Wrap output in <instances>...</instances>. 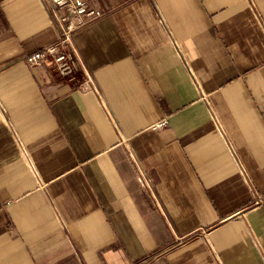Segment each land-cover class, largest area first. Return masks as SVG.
<instances>
[{
    "label": "crops",
    "instance_id": "1",
    "mask_svg": "<svg viewBox=\"0 0 264 264\" xmlns=\"http://www.w3.org/2000/svg\"><path fill=\"white\" fill-rule=\"evenodd\" d=\"M86 1L0 0V264H264V0Z\"/></svg>",
    "mask_w": 264,
    "mask_h": 264
},
{
    "label": "built area",
    "instance_id": "2",
    "mask_svg": "<svg viewBox=\"0 0 264 264\" xmlns=\"http://www.w3.org/2000/svg\"><path fill=\"white\" fill-rule=\"evenodd\" d=\"M47 4H54L53 14L57 22L58 39L26 56L25 62L28 65H47L62 75L74 73L79 65V58L76 54L72 34L75 29L86 23L87 20L101 15L100 10L88 7L86 0H44ZM63 9L66 15H59L58 10ZM165 121L158 123V126ZM138 181L144 188L151 185L150 178L145 172L138 168Z\"/></svg>",
    "mask_w": 264,
    "mask_h": 264
}]
</instances>
